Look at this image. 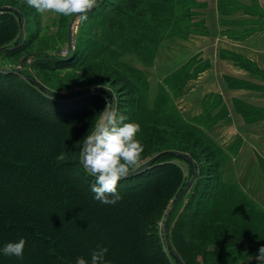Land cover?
<instances>
[{
    "label": "trees",
    "instance_id": "1",
    "mask_svg": "<svg viewBox=\"0 0 264 264\" xmlns=\"http://www.w3.org/2000/svg\"><path fill=\"white\" fill-rule=\"evenodd\" d=\"M193 2L103 0L88 13V19L82 24L87 25L89 31L90 24L100 26L93 33L97 41L78 39L73 52L65 57L41 52L32 68L49 72L64 70L79 76L82 72L78 73V68L104 67L93 62L97 57L98 61L108 62L102 56L110 55V59H115L114 65L126 74L123 93L128 99L137 98L140 103L135 92L142 86L144 76L138 68L124 66L118 61L119 56L130 52L129 48L136 54L147 50L150 42H157L163 36L162 29L176 26L180 21L188 23ZM20 21L16 11L0 8V45L16 37ZM114 45L117 48L111 54L108 49ZM21 50L22 46L17 47L13 54ZM142 60L147 59L143 57ZM105 68L110 69L107 65ZM115 83L123 84V80L115 77ZM98 87L67 96L58 95L43 91V86L29 74L0 69V247L20 238L26 241L22 258L0 254V264H75L78 257L90 264L92 251L99 248L108 249L105 264H172L158 240L150 236L149 229L153 223V209L158 203L163 204L181 181V169L170 161L171 153L165 151L152 157L151 163L148 161L144 166L133 168L136 171L121 179L117 188L121 199L117 203L103 204L94 199L91 187L95 177L83 167L81 151L83 138L93 131L106 106L101 93L104 89ZM111 98L113 101L112 94ZM165 103L159 98L152 109L146 110L139 104L151 129L156 124H162L161 127L178 124L177 111L173 108L165 111ZM4 107H9L11 112ZM121 116L125 117V123L134 118L129 111H123ZM218 180V184L226 188L211 186L207 197L208 201L213 199V203L197 201L193 212L188 218L185 216L187 224L182 231L187 228L189 235L183 240L169 241L168 251L175 256L176 264L213 263L212 260L222 258L214 256L218 250L228 252V257L234 253L229 246L236 244L237 248V239L245 241L254 236L250 229L254 221L248 214L251 210L247 207L251 206L249 200L235 192L236 189L222 184L220 176ZM235 197H239L240 205L244 206L237 205L233 210L227 204L234 203ZM101 206L109 209L112 215L117 211L118 220L113 222L112 215L102 214L98 209ZM246 222L251 224L242 238L235 227H245ZM261 231L264 233V228ZM119 233L125 240L117 237ZM200 233V237L204 233L212 234L210 238L214 244L211 251L205 250L206 244L199 245L204 250L202 262L195 258L201 250L193 248L191 242L190 255L187 246V240L193 239L191 235ZM225 233L231 239H226ZM257 254L258 250L252 252L253 257ZM235 259L226 258V261L257 264L255 259L248 262Z\"/></svg>",
    "mask_w": 264,
    "mask_h": 264
},
{
    "label": "rangeland",
    "instance_id": "2",
    "mask_svg": "<svg viewBox=\"0 0 264 264\" xmlns=\"http://www.w3.org/2000/svg\"><path fill=\"white\" fill-rule=\"evenodd\" d=\"M195 5L196 0H194L190 9L191 12ZM0 8L16 11L21 18V26L18 29L16 37L13 40L0 45L1 70H12L18 73L29 74L31 75V78L39 83L40 86H43V91L46 88L48 90L46 92L52 91L56 92L58 95L64 96L73 92L99 88L98 86H100V88L104 89L103 91L101 90V93L106 99V106L98 118L96 125L102 122L109 111H114L117 114V117H120L123 111H129L134 115L133 120L130 122L138 123L140 125V132L137 134L136 139L140 140L143 144L144 151L139 158L138 164L134 168L144 166V164L152 157L159 154L169 152L173 155L170 161L180 167L181 181L177 188L172 192L171 196L166 199L163 204L158 203L155 209H153V223L149 225V229L151 230L150 236H153L158 240L161 248H163L169 256L170 262L176 264L173 258L175 256H172L168 251L170 246L169 241L183 240L189 235L187 228L182 231L183 227L187 224L186 219L189 214L193 212L194 207L197 206V201L200 203H213L214 200L212 199L208 201L207 197L212 189L211 186L217 185L220 189L226 188L221 184H218V179L222 171V163L221 154L219 152V143L217 139L210 134L212 133L211 129L214 125L211 121H197L192 116L186 118L184 117L185 114L182 113L181 108L178 107L179 99L186 94H189V90L192 95L197 96L198 94H201L200 88H198L192 80L195 79L198 74L200 75L202 70L207 68V64H203L201 67L199 64L195 66V59L194 57H191L186 64H183V66L179 65L182 60L180 55L183 53L180 49L185 42L189 43L192 41L193 35L191 34L192 32H195L194 30L199 24L193 23L190 15L188 23L187 20L185 22L180 21L176 26H170L166 30L162 29L161 35L163 36L157 42H150L149 49L136 54L132 53V49L129 48L128 50H130V52L123 53L119 56L118 61H121L124 66L138 68L144 76L142 86L138 87V91L136 90L135 92V95H137L140 100V103H138L137 98H134L133 100L128 99L126 94L123 93L122 90L127 83L124 80L126 74L114 65L115 59H110L112 57L110 55L102 56L103 59L108 62L98 61V57L95 58V62H93L97 64L101 63L104 67L81 68V70L78 68V73H80V71L82 72L79 76H72L64 70L49 72L42 69L37 70L32 68L33 61L39 56L38 54H41V52H46L58 57H65L73 52L77 46L78 39L93 42L97 41L95 40L96 38L93 39L95 37L93 33H96L100 26L95 27V25L92 26V24H90L92 28L91 31H89L87 25H82L79 20L76 19L77 14L67 16V19H65L66 16L63 14H40L34 9L29 8L24 0H0ZM177 13L180 16V7L178 8ZM16 39L17 43H15ZM69 44H71L72 49L68 50L65 56H61V54L63 55L66 53V48L67 46L69 47ZM126 45H128V43ZM20 46H22L21 52L13 54L14 50ZM116 48L115 45L109 47L108 52L114 54ZM143 57H146L147 60H142ZM168 62H171V64H167L166 68L161 66L162 63ZM106 65L109 66L110 69L105 68ZM116 73H119L120 77L116 76ZM114 76L123 80V84L115 83ZM153 81L159 82L156 85L151 86L153 85ZM82 83L90 84L79 87L78 85ZM190 84H192L193 87L190 86ZM111 94L113 95V101ZM159 98H163L166 102L164 105L165 111L170 108L177 111L178 124L174 122V125L165 127H161L162 124H156L153 129L147 124L144 117V111L141 108L144 105L145 110L147 108L152 109ZM127 104L132 105L127 106ZM139 104L141 108L138 107ZM4 109L7 112H11L9 107H4ZM180 122L181 124H179ZM90 124L89 126H92V124ZM184 124L191 128L183 126ZM192 127L195 128L192 129ZM239 142L240 141H238V143ZM241 143L244 145L242 146L243 148H246V143L248 146V142L245 140ZM241 158L249 161L250 156L244 155L241 156ZM167 161L169 162V160ZM149 162L151 163V161ZM194 170L196 174L192 181L191 179ZM134 171H136V169L131 172ZM250 171L251 169L249 167H244V173L250 174ZM132 181H134V179ZM191 181L192 183L189 186ZM127 182L131 184L130 181ZM226 185L232 187V189H236L235 192L244 195L249 200L251 206L247 207L251 210L248 211V214L249 217H253L254 221L251 226L253 229H250L251 232H254V236L247 237L245 241L235 238L238 243L237 248L236 244L229 246L230 249L234 250L232 255L227 257L228 252L218 250L217 255L214 254V256L222 258L215 261L212 260L213 263L208 264H232L231 262H227L226 258H236L235 260L238 261L243 259L244 262H248L253 258L252 252L258 250L259 247L264 245V233L261 231V228H264L263 204L257 202L255 200L256 197L247 195L238 184ZM233 202L235 204L232 202L227 204L230 205L233 210L238 208L237 205L241 204V202H239V197H235ZM98 209L102 214L109 213L112 215L111 211L105 206L98 207ZM120 215H122V213ZM112 216L114 218L113 222H116L119 218L117 211ZM185 216L187 217L186 219ZM202 219H204V214L201 220ZM184 220L186 221L184 222ZM245 224V227L238 225L235 227L242 238L246 235L245 230L249 229L251 223L246 222ZM36 227L38 229L40 228L39 226ZM221 230L225 231L224 227H222ZM66 232L69 233V231ZM113 233L115 234V231ZM200 235L201 233L192 234L191 236L193 239L187 240V246L190 247V255L192 252L190 245L191 242L194 243L192 246L193 248H199L201 250V252L196 253L198 256L195 258L198 259L199 262H202L201 255L204 250L202 247H199V245L204 246L206 244L205 250L211 251L214 244H212L213 240L210 238L212 234L207 236L204 233L201 237ZM225 235L226 239H231L230 235H227L226 233ZM217 236L221 237V234L218 233ZM117 237H121L120 233L117 234ZM214 237H216L215 234ZM121 239L125 240L123 236ZM240 244L242 248L239 246ZM250 244L252 245L250 246ZM176 258H178V256H176ZM210 261L211 260H209V262ZM237 263L238 262L235 264Z\"/></svg>",
    "mask_w": 264,
    "mask_h": 264
},
{
    "label": "crops",
    "instance_id": "3",
    "mask_svg": "<svg viewBox=\"0 0 264 264\" xmlns=\"http://www.w3.org/2000/svg\"><path fill=\"white\" fill-rule=\"evenodd\" d=\"M191 21L199 26L181 47L179 65L194 57L207 68L192 80L201 94L189 90L178 107L184 117L214 125L221 182L238 184L264 207V0H196Z\"/></svg>",
    "mask_w": 264,
    "mask_h": 264
},
{
    "label": "clouds",
    "instance_id": "4",
    "mask_svg": "<svg viewBox=\"0 0 264 264\" xmlns=\"http://www.w3.org/2000/svg\"><path fill=\"white\" fill-rule=\"evenodd\" d=\"M29 8L37 13L76 15L83 24L88 13L103 3V0H24ZM125 117H117L109 111L102 122L83 138L81 159L85 170L95 177L91 191L94 199L103 204H115L120 199L117 188L121 179H126L138 164L144 146L136 139L140 132L138 123L123 122ZM111 197V198H110ZM26 241L20 238L17 242H9L0 247V254L22 258ZM107 248H99L91 253L90 264H105ZM257 264H264V245L259 247L258 254L253 257ZM75 264H89L82 257Z\"/></svg>",
    "mask_w": 264,
    "mask_h": 264
},
{
    "label": "water",
    "instance_id": "5",
    "mask_svg": "<svg viewBox=\"0 0 264 264\" xmlns=\"http://www.w3.org/2000/svg\"><path fill=\"white\" fill-rule=\"evenodd\" d=\"M69 47H71V44H69ZM45 91H48V90L45 88ZM195 174H196V172L194 170V173H193V176H192V179H191L192 181L195 178ZM192 181L189 183V186L191 185ZM165 228H166V223H165Z\"/></svg>",
    "mask_w": 264,
    "mask_h": 264
},
{
    "label": "built area",
    "instance_id": "6",
    "mask_svg": "<svg viewBox=\"0 0 264 264\" xmlns=\"http://www.w3.org/2000/svg\"><path fill=\"white\" fill-rule=\"evenodd\" d=\"M71 49H72V46L70 48L67 46L66 53H64L63 55L61 54V56H65L67 54L68 50H71Z\"/></svg>",
    "mask_w": 264,
    "mask_h": 264
}]
</instances>
